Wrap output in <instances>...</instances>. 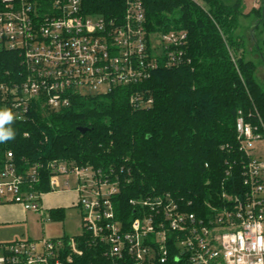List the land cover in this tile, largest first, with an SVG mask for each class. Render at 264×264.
<instances>
[{"label": "built area", "instance_id": "1", "mask_svg": "<svg viewBox=\"0 0 264 264\" xmlns=\"http://www.w3.org/2000/svg\"><path fill=\"white\" fill-rule=\"evenodd\" d=\"M86 9L84 0H0V51L16 53L24 69L20 82H0V105L16 120L26 121L37 103L66 108L73 95L107 94L149 80L160 67L186 63L187 34L147 33L142 0H126L122 15L110 17ZM130 102L148 108L153 99L137 91ZM236 131L247 157V190L224 196L229 205L209 216L189 213L170 194H157L131 199L138 212L123 226L114 204L120 174L75 162L47 165L50 193L77 192L82 234L102 246L111 264H264V160L250 153L264 137L242 116ZM13 157L8 154L0 172V205H21L52 221L42 201L47 193L38 188L44 166L21 174ZM75 237L0 243V264L71 262L83 255Z\"/></svg>", "mask_w": 264, "mask_h": 264}, {"label": "trees", "instance_id": "2", "mask_svg": "<svg viewBox=\"0 0 264 264\" xmlns=\"http://www.w3.org/2000/svg\"><path fill=\"white\" fill-rule=\"evenodd\" d=\"M84 1L88 12L105 17L122 15L126 5V0ZM201 1L142 0L147 33L187 34L186 63L160 67L149 80L107 94L73 95L66 108L37 103L23 122L13 116L5 128L15 137L0 142V172L9 153L21 174L41 164L38 188L50 193V162L115 170L122 177L115 212L126 227L138 212L129 205L133 198L170 194L189 213L206 217L244 193L247 157L236 123L242 116L264 137V84L237 32L241 18H251L253 34L264 35V0L248 14L244 0ZM257 50L264 53L258 45ZM23 70L16 53L0 51V82H20ZM137 91L153 104L135 108L130 98ZM2 110L8 109L0 105ZM80 127L89 131L81 134ZM49 212L54 222L66 217L64 208ZM75 238L83 255L64 264H111L87 233Z\"/></svg>", "mask_w": 264, "mask_h": 264}, {"label": "rangeland", "instance_id": "3", "mask_svg": "<svg viewBox=\"0 0 264 264\" xmlns=\"http://www.w3.org/2000/svg\"><path fill=\"white\" fill-rule=\"evenodd\" d=\"M199 4L203 5L201 0H196ZM228 3H234L235 0H223ZM257 0H244L243 9L246 14L254 9ZM252 19L241 18V27L237 35L244 39L245 53L247 60L254 62L257 66V79L264 84V53H259L257 45L264 52L262 45L264 35L253 34ZM257 50V51H256ZM250 153L253 157L264 160V139L254 141ZM70 194L61 196L73 197L72 190H65ZM62 193V192H61ZM76 197V196H75ZM75 199V198H74ZM66 217L64 221H45L43 222L40 215L35 212H29L26 215V222L12 228L0 227V243H10L19 240H34L40 241L43 239H59L67 237H74L82 234V210L68 206L66 208Z\"/></svg>", "mask_w": 264, "mask_h": 264}, {"label": "crops", "instance_id": "4", "mask_svg": "<svg viewBox=\"0 0 264 264\" xmlns=\"http://www.w3.org/2000/svg\"><path fill=\"white\" fill-rule=\"evenodd\" d=\"M73 197H64L61 195L70 194V192L47 193L44 196L43 205L47 210L64 208L68 206L76 208L78 194L72 190ZM76 196V197H75ZM29 213L21 205H0V227L12 228L26 222V215Z\"/></svg>", "mask_w": 264, "mask_h": 264}, {"label": "clouds", "instance_id": "5", "mask_svg": "<svg viewBox=\"0 0 264 264\" xmlns=\"http://www.w3.org/2000/svg\"><path fill=\"white\" fill-rule=\"evenodd\" d=\"M13 120L14 117L10 110L0 111V142H6L10 139H14V131L10 127L5 128V125L11 124Z\"/></svg>", "mask_w": 264, "mask_h": 264}, {"label": "water", "instance_id": "6", "mask_svg": "<svg viewBox=\"0 0 264 264\" xmlns=\"http://www.w3.org/2000/svg\"><path fill=\"white\" fill-rule=\"evenodd\" d=\"M77 129H78V131H79L81 134H86V133L89 131V129H87V128H82V127L77 128Z\"/></svg>", "mask_w": 264, "mask_h": 264}]
</instances>
